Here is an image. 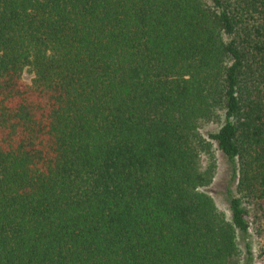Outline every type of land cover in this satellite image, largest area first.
<instances>
[{
  "label": "trees",
  "instance_id": "obj_1",
  "mask_svg": "<svg viewBox=\"0 0 264 264\" xmlns=\"http://www.w3.org/2000/svg\"><path fill=\"white\" fill-rule=\"evenodd\" d=\"M250 209L264 0H0V264H254Z\"/></svg>",
  "mask_w": 264,
  "mask_h": 264
},
{
  "label": "rangeland",
  "instance_id": "obj_2",
  "mask_svg": "<svg viewBox=\"0 0 264 264\" xmlns=\"http://www.w3.org/2000/svg\"><path fill=\"white\" fill-rule=\"evenodd\" d=\"M32 74L28 71L23 73V78L26 82H29ZM218 123H210L202 127V133L207 136L209 132L217 130ZM214 154L216 159V170L212 183L204 189L213 197L216 205L224 214L229 218L230 212L227 202V189L232 190L234 193L235 183L230 182V171L227 166V162L221 152L214 146ZM250 227L246 242H249L254 264H264V221L260 227L254 220L252 209L249 210ZM241 246L243 242L240 241Z\"/></svg>",
  "mask_w": 264,
  "mask_h": 264
}]
</instances>
